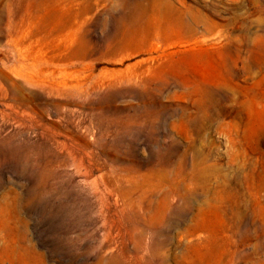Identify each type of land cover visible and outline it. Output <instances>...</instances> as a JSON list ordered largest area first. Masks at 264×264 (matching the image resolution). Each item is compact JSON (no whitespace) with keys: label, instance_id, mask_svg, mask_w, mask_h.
<instances>
[{"label":"rangeland","instance_id":"1","mask_svg":"<svg viewBox=\"0 0 264 264\" xmlns=\"http://www.w3.org/2000/svg\"><path fill=\"white\" fill-rule=\"evenodd\" d=\"M0 264H264V0H0Z\"/></svg>","mask_w":264,"mask_h":264}]
</instances>
